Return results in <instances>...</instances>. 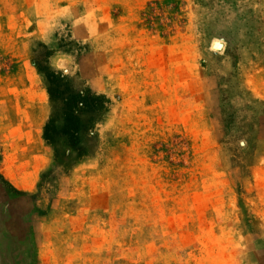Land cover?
I'll return each instance as SVG.
<instances>
[{
  "label": "rangeland",
  "instance_id": "rangeland-1",
  "mask_svg": "<svg viewBox=\"0 0 264 264\" xmlns=\"http://www.w3.org/2000/svg\"><path fill=\"white\" fill-rule=\"evenodd\" d=\"M0 264H264V0H0Z\"/></svg>",
  "mask_w": 264,
  "mask_h": 264
},
{
  "label": "trees",
  "instance_id": "trees-1",
  "mask_svg": "<svg viewBox=\"0 0 264 264\" xmlns=\"http://www.w3.org/2000/svg\"><path fill=\"white\" fill-rule=\"evenodd\" d=\"M51 54L48 52L46 57ZM35 65L45 77L51 99L62 103L61 108L46 123L44 139L53 144L57 139L64 138L69 147L82 155L83 136L93 132L106 119L112 101L105 94L91 89L75 88L63 72L53 70L47 62Z\"/></svg>",
  "mask_w": 264,
  "mask_h": 264
},
{
  "label": "water",
  "instance_id": "water-1",
  "mask_svg": "<svg viewBox=\"0 0 264 264\" xmlns=\"http://www.w3.org/2000/svg\"><path fill=\"white\" fill-rule=\"evenodd\" d=\"M215 47H216L217 49H220V48H221V45H220L219 43H216V44H215Z\"/></svg>",
  "mask_w": 264,
  "mask_h": 264
}]
</instances>
